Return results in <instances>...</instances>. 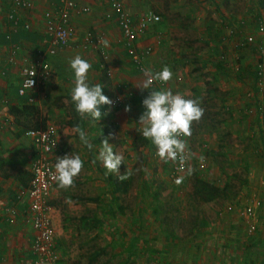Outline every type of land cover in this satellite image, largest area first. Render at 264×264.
I'll list each match as a JSON object with an SVG mask.
<instances>
[{"label":"rangeland","instance_id":"374dc122","mask_svg":"<svg viewBox=\"0 0 264 264\" xmlns=\"http://www.w3.org/2000/svg\"><path fill=\"white\" fill-rule=\"evenodd\" d=\"M139 3L160 16V21L145 33L148 38L157 34L161 38L144 56L150 60L148 67L155 72L167 65L173 77L165 87L185 98L198 99L203 116L192 123L191 135L183 137L187 170L181 174L179 184L169 175L170 165L156 155L155 146L137 130L136 141L127 145L126 155L122 156L121 165L131 173L125 190L119 194L124 203L128 202L130 221L136 220L133 242L137 251L128 255L126 239L113 235L111 245L104 246L103 253L90 264H209L211 258L216 264H223L217 261L219 257L236 264L231 255L227 258L218 253L220 238L216 227L227 212L241 217L239 207L247 196L263 200L260 177L264 171V53L259 47L264 49V27L259 26L264 25V0ZM246 37H252L253 42L247 43ZM257 67L262 73L258 82L251 74ZM138 113L141 115L142 110ZM41 115L47 116L43 112ZM200 180L225 187L228 198L215 197L206 202L198 194L207 191L202 189ZM228 205L234 209L224 212ZM159 217H163L164 224L173 225L183 239L166 240L163 226L157 222ZM196 221L205 222L206 226L200 237L192 240L189 228ZM75 229L78 231L73 226ZM104 233L107 235H101L86 249L103 246L110 236L107 231ZM65 248L59 258L61 264H88L90 254H82L76 245ZM222 250L220 246L219 252ZM241 255L239 252L232 257L237 260Z\"/></svg>","mask_w":264,"mask_h":264},{"label":"crops","instance_id":"0c3cea01","mask_svg":"<svg viewBox=\"0 0 264 264\" xmlns=\"http://www.w3.org/2000/svg\"><path fill=\"white\" fill-rule=\"evenodd\" d=\"M113 1L76 0L77 8L72 11L70 18L73 31L70 47L60 49L47 30L45 17L46 13L56 11L59 0H32L30 7L15 6L14 0H0V264H34L31 243L36 231L30 219L24 216L28 198L23 191L29 186L32 159L38 145L31 137L19 132L21 126L8 109L11 105L19 106L26 101L18 95V86L24 68L35 59L45 60L51 69V76L45 82H40L31 94L32 104L47 115V123L54 125L56 129L58 148L51 155L52 161L55 164L57 156L68 153L80 154L84 160L73 185L63 189L56 183L49 197L54 212V254L57 264L62 263L60 259L68 245H76L84 255L90 254V264L93 261L92 255L103 253L102 248L111 245L110 237L113 235L119 240L126 239L128 255L137 251L133 242L137 225L136 220L132 223L129 219L128 202L124 203L121 195L114 198L111 194L113 182L128 184L131 171L120 165L118 172L110 173L96 160L100 142L106 138L113 144L115 152L126 155L127 145L136 141L140 116L138 110L143 112L142 100L150 94V90L137 86L143 83L145 76L128 52L117 14L111 7ZM118 1L135 22L148 10L136 0ZM82 8L87 10L83 12ZM11 14L19 20L17 27L10 18ZM25 24L29 25L28 29L24 27ZM95 31L101 32L102 49L96 43ZM147 31L148 27L139 33L136 40V46L141 51L154 48L155 39L159 36L145 37ZM15 46L18 47V52L14 61L10 62L9 57ZM54 47L55 51L51 53L50 50ZM76 55L90 62L89 80L101 83L104 94L110 101L115 98L122 101L119 106H101V111L106 114L97 124L80 119L71 101L73 81L68 61ZM147 58L148 56L143 60L146 68L150 64ZM126 107L129 110L126 111ZM19 119L21 121L23 117ZM81 130L94 146L91 151L80 142ZM107 178L111 179V184L107 182ZM260 178V195L263 200L262 207L256 211L254 233H248L244 218L236 212H227L225 206L224 212L227 214L216 227L217 237L220 238L218 253L227 255V258L231 255L236 264H264V171ZM73 226L78 231L73 230ZM104 231L110 234L106 243L91 251L86 249L87 245L101 235H107ZM83 237L85 239L81 240ZM220 246L223 249L221 253ZM229 246L230 249L234 246V249L227 250ZM141 250L144 248L141 247ZM238 251L242 255L236 260L232 255L239 253ZM217 261L233 264L231 260H221L220 257ZM216 263L211 258L209 264Z\"/></svg>","mask_w":264,"mask_h":264},{"label":"built area","instance_id":"2783aa9c","mask_svg":"<svg viewBox=\"0 0 264 264\" xmlns=\"http://www.w3.org/2000/svg\"><path fill=\"white\" fill-rule=\"evenodd\" d=\"M138 3H145L146 0H136ZM32 0H14L15 6L30 7ZM140 4V3H139ZM111 7L117 14L119 24L122 28L123 35L128 47V52L131 55L133 62L141 70L144 75V69L146 66L143 63L144 56L151 51V47L139 50L136 46V40L139 37V33L143 32L147 27L152 24H156L160 21V16L151 10L144 12L138 19L134 21L129 14L125 11L122 3L118 0H114ZM77 8L76 0H59L55 12L46 13L47 30L52 36V39L56 46L60 49L70 47L71 39L73 37V31L70 27V18L72 11ZM83 12L87 9L82 8ZM10 18L13 21L15 27L18 26L19 20L15 15L11 14ZM25 28H29L28 24L24 25ZM260 28L264 25L261 23ZM94 37L99 48L102 49V35L100 31H95ZM158 44L161 42L160 35L155 39ZM246 42H253L252 37H246ZM259 49L264 53L263 47ZM55 51V47L50 50L51 53ZM18 47H14L11 51L9 61L13 62ZM51 76V69L48 62L42 59H35L32 63L24 68L23 76L18 86V95L27 99L28 103H32L33 96L32 91L40 82H45ZM32 79V86L29 81ZM154 88H160L159 83L154 82ZM165 87V85H164ZM114 106H119L122 101L119 98H115L111 101ZM26 135L31 137L38 145V150L33 156L31 170L32 177L28 188L23 192L28 198V206L24 211V216L32 222V226L36 231L35 237L31 243V250L33 253L34 264H57V258L54 254V226H53V206L49 203V197L51 190L56 184V181L52 178L51 174L54 173V162L52 161V153L58 148V140L56 137V129L52 124L47 123L45 129H29L26 131ZM184 139V138H183ZM186 154V151H185ZM187 156V154H186ZM187 161V159H186ZM170 165L169 175L171 179L175 180L185 173L187 170V162H185L184 169L180 170L179 164L172 161H167ZM261 206V200L253 199L251 197L246 198V202L239 207L240 215L247 223V231L249 234L254 233L256 229V211ZM233 205L226 206L227 211H232Z\"/></svg>","mask_w":264,"mask_h":264},{"label":"clouds","instance_id":"9594fccd","mask_svg":"<svg viewBox=\"0 0 264 264\" xmlns=\"http://www.w3.org/2000/svg\"><path fill=\"white\" fill-rule=\"evenodd\" d=\"M68 66L73 81L70 96L75 113L80 119L97 124L106 114L101 111V106L111 104V101L104 94L101 83H92L89 80L91 64L88 60L76 55L68 61ZM143 71L145 80L137 86L150 90V94L142 100L144 110L137 122L138 131L155 146L156 155L160 159L178 163L180 170H183L187 159L183 137L191 135V125L201 119L203 108L198 99L185 98L180 92L164 87L173 77L167 65L159 71L154 72L150 67ZM154 82L161 87L154 88ZM29 84L32 86V79ZM127 110L129 109L126 107ZM79 139L88 150L93 149V144L82 130L79 131ZM112 145L108 138L104 139L100 142L96 155V160L110 173L118 172L123 162L122 155L115 152ZM83 165L84 160L80 154L57 156L51 176L58 187L67 189L73 185L74 178L81 172ZM181 180L178 177L176 183L179 184Z\"/></svg>","mask_w":264,"mask_h":264},{"label":"trees","instance_id":"16d2710c","mask_svg":"<svg viewBox=\"0 0 264 264\" xmlns=\"http://www.w3.org/2000/svg\"><path fill=\"white\" fill-rule=\"evenodd\" d=\"M231 33L233 34L234 31H232ZM251 74L253 75L254 80L256 82L259 81V79L261 78V75H262V73L258 67H257L256 71L252 72ZM26 101H27V99H26ZM26 101H24V103L22 105H19V106L18 105H11V106H9V109H8L9 113H11L15 116V121L17 123H19V125L21 126L19 132H21L22 134H26V131L29 129H36V130L45 129L47 126V121H48L47 117H45V116L42 117L40 109L36 105H33L32 103H28ZM259 102H258V106H259ZM263 113H264V111H263ZM19 117H23V120L20 121ZM5 160L7 162V159H5ZM0 161H2V157H0ZM8 162H9V160H8ZM0 166H2V165L0 164ZM31 177H32V174L30 176V180H31ZM107 182L110 184L112 183L110 178L109 179L107 178ZM125 183L124 182H118V181L113 182L114 188H113V192H111V194H113L114 198L120 197L119 194L123 192ZM201 184H203L202 189L207 190V191H206V194H201V193H203V191L201 190V192L198 194H200L199 196L202 199L205 197L204 200L206 202L214 201L215 197L225 198V199L228 198V194L225 195V193H226L225 187H216L213 184L208 183L204 180L201 181ZM226 186H227V192H228V189L230 188L229 182H227ZM261 205H262V201H261ZM157 222L161 226H163L162 230L164 231L166 240H168L169 242H175L177 240L179 241V240L183 239L182 237H180L179 235H177L175 233L174 230L176 228L173 227V225H171L170 223L164 224L163 217H159ZM204 226H206L205 222L201 223V222L196 221L189 228L190 229L189 235L192 236L191 237L192 240L200 237L199 234L201 233V229ZM213 252H214V250L212 251V253ZM97 256H98V254L92 255L93 259H95ZM72 264H74V263H72Z\"/></svg>","mask_w":264,"mask_h":264}]
</instances>
